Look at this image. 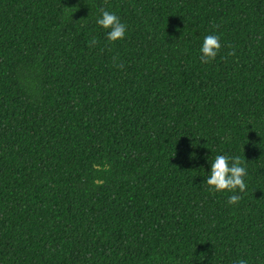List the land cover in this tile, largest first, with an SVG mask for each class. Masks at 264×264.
<instances>
[{
	"label": "trees",
	"instance_id": "1",
	"mask_svg": "<svg viewBox=\"0 0 264 264\" xmlns=\"http://www.w3.org/2000/svg\"><path fill=\"white\" fill-rule=\"evenodd\" d=\"M237 259L264 264V0H0V264Z\"/></svg>",
	"mask_w": 264,
	"mask_h": 264
},
{
	"label": "clouds",
	"instance_id": "2",
	"mask_svg": "<svg viewBox=\"0 0 264 264\" xmlns=\"http://www.w3.org/2000/svg\"><path fill=\"white\" fill-rule=\"evenodd\" d=\"M95 24L103 31L106 41L109 43L119 41L125 36L126 24L120 20L115 12L99 10V15L95 18ZM219 48L220 43L217 34L205 35L198 48L201 63L214 59ZM208 157L209 155L204 157L205 163L208 165L203 178L206 189L212 193H231L227 197V204L236 203L239 200L237 193H242L246 187L244 182L246 168L244 164L238 156L227 153L216 154L211 160ZM233 264H247V261L237 259Z\"/></svg>",
	"mask_w": 264,
	"mask_h": 264
}]
</instances>
